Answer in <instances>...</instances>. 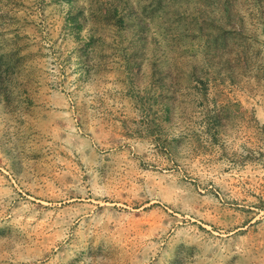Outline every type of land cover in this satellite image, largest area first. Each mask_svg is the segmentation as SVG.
Returning <instances> with one entry per match:
<instances>
[{"label": "rangeland", "instance_id": "rangeland-1", "mask_svg": "<svg viewBox=\"0 0 264 264\" xmlns=\"http://www.w3.org/2000/svg\"><path fill=\"white\" fill-rule=\"evenodd\" d=\"M8 59L0 264H264V0H0Z\"/></svg>", "mask_w": 264, "mask_h": 264}, {"label": "trees", "instance_id": "trees-1", "mask_svg": "<svg viewBox=\"0 0 264 264\" xmlns=\"http://www.w3.org/2000/svg\"><path fill=\"white\" fill-rule=\"evenodd\" d=\"M70 2H71V0H69ZM119 5H118V3H112V5H110V7H108L107 8V12H105V15H107L109 12H112V13H114V14H117L118 12H119V7H118ZM124 7H125V9H124V7H122L121 8V11H123L122 12V16H121V22H123V19H122V17L126 14V16H128L129 17V15H131L132 14V11L130 10V9H128L125 5H123ZM128 12V13H127ZM70 14H69V20H70V22H71V24H73V25H75V23H77V18H78V14H80L81 12H80V9H77L76 11H75V14L73 13V12H69ZM9 61H11V62H14V60L13 59H8L7 60V66H3V63L1 62V60H0V97L3 95V94H5V92H6V90L4 89V87H3V83H4V77H3V71L5 72V73H7V74H9L10 73V71L13 69V67H10V66H8V63H9ZM12 66H14V64H12ZM7 98V97H6Z\"/></svg>", "mask_w": 264, "mask_h": 264}]
</instances>
